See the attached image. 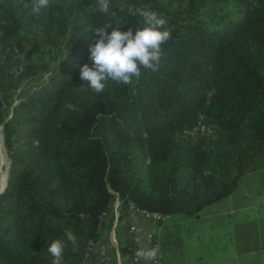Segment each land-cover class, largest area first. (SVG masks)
<instances>
[{
    "label": "trees",
    "instance_id": "obj_1",
    "mask_svg": "<svg viewBox=\"0 0 264 264\" xmlns=\"http://www.w3.org/2000/svg\"><path fill=\"white\" fill-rule=\"evenodd\" d=\"M178 2L184 12L174 11ZM31 5L0 0V125L10 159L0 264H51L48 245L66 228L78 246L67 245L62 264H79L116 199L124 209L197 217L264 161V0H110L109 15L97 0H52L38 15ZM130 6L165 16L172 38L157 72L97 95L79 75L92 65L94 27L123 22L121 31L135 33L142 18L128 17ZM62 42L60 65L18 96L40 71L37 57ZM199 124L205 130L193 132ZM167 232L163 254L177 241Z\"/></svg>",
    "mask_w": 264,
    "mask_h": 264
},
{
    "label": "crops",
    "instance_id": "obj_2",
    "mask_svg": "<svg viewBox=\"0 0 264 264\" xmlns=\"http://www.w3.org/2000/svg\"><path fill=\"white\" fill-rule=\"evenodd\" d=\"M176 219L177 241L171 242V252L161 253L163 264H264V161L243 177L231 195L205 207L197 217ZM143 227L161 233L155 224ZM124 229L120 223L113 234L112 225L105 226L99 245L123 248ZM93 264H101L100 258Z\"/></svg>",
    "mask_w": 264,
    "mask_h": 264
},
{
    "label": "clouds",
    "instance_id": "obj_3",
    "mask_svg": "<svg viewBox=\"0 0 264 264\" xmlns=\"http://www.w3.org/2000/svg\"><path fill=\"white\" fill-rule=\"evenodd\" d=\"M51 3L52 0H32L31 12L38 15L41 10L49 8ZM97 4L101 13L111 14L110 0H97ZM126 14L128 17L142 18L137 21L139 28L135 33L131 28L121 31L120 25L123 22L106 21L94 27V34L98 39L89 47L92 65L84 63L79 75L97 95L104 92L109 83L131 87L139 82L144 71L157 72L164 56V46L172 38L168 19L157 11L130 6ZM109 28L112 29L111 32L108 31ZM65 107L72 112L77 111L76 106L70 102ZM69 243L75 251L78 237L71 228H66L64 238H56L48 245L51 264H62L64 251ZM136 255L144 264H158L159 250L156 247L138 249Z\"/></svg>",
    "mask_w": 264,
    "mask_h": 264
},
{
    "label": "built area",
    "instance_id": "obj_4",
    "mask_svg": "<svg viewBox=\"0 0 264 264\" xmlns=\"http://www.w3.org/2000/svg\"><path fill=\"white\" fill-rule=\"evenodd\" d=\"M206 126L199 124L193 130H205ZM165 215L159 212H151L146 209L131 205L126 209H122L119 199L113 203L110 211L106 212L103 217V225L100 226V231L104 236L105 226L112 225L113 234L119 224L125 225V234L123 236V248L117 245L114 247L109 245H99V241H92L88 251L79 264H93L95 258H100L101 264H122L123 260H129V264H144L136 252L138 249L145 247H156L159 250L158 264H163L161 254V242L155 237L153 232L145 231L143 225L155 224L159 220H164ZM113 219V220H112ZM100 240V239H99ZM261 258L264 262V249L261 252Z\"/></svg>",
    "mask_w": 264,
    "mask_h": 264
},
{
    "label": "rangeland",
    "instance_id": "obj_5",
    "mask_svg": "<svg viewBox=\"0 0 264 264\" xmlns=\"http://www.w3.org/2000/svg\"><path fill=\"white\" fill-rule=\"evenodd\" d=\"M185 9H186V6H185V3L183 2H178L174 6V11L176 13L184 12ZM66 52H67V49H66L65 43L62 42L54 50L52 55L48 56L47 58L37 57L36 61L40 65V71L32 79L25 81L23 85H21L17 89L16 94H18V96H21L24 94V91L28 90L29 88L33 86H37L40 83H42L44 80H46L50 72L60 65L61 61L65 57ZM16 94H15V98H17ZM0 140L3 142V146H4L3 128L1 125H0ZM4 153H5L4 162H1L0 160V175L1 173H4L6 175V180H7L8 175H9V169H10V159L8 157L5 146H4ZM164 220H165L164 224L161 227H159L161 229V233L158 235V239L161 240L160 236L162 235V232H166V228L168 229L167 233L170 235V238H175V234L173 233V230H175L174 228L176 227L175 224H176L177 219L169 218L166 216ZM162 261L164 263V258H162ZM166 264H176V263H174L173 261H169Z\"/></svg>",
    "mask_w": 264,
    "mask_h": 264
},
{
    "label": "bare ground",
    "instance_id": "obj_6",
    "mask_svg": "<svg viewBox=\"0 0 264 264\" xmlns=\"http://www.w3.org/2000/svg\"><path fill=\"white\" fill-rule=\"evenodd\" d=\"M4 159H5L4 146H3V142L0 140V160H1V162H4ZM6 181H7L6 175L4 173H1L0 191L6 185Z\"/></svg>",
    "mask_w": 264,
    "mask_h": 264
},
{
    "label": "water",
    "instance_id": "obj_7",
    "mask_svg": "<svg viewBox=\"0 0 264 264\" xmlns=\"http://www.w3.org/2000/svg\"><path fill=\"white\" fill-rule=\"evenodd\" d=\"M7 180H8V178H7ZM6 184H7V182H6ZM5 188H6V185L3 187V189L0 191V194L5 190Z\"/></svg>",
    "mask_w": 264,
    "mask_h": 264
}]
</instances>
